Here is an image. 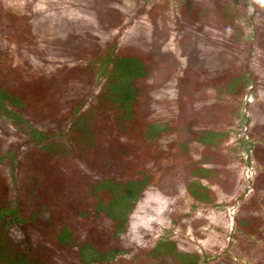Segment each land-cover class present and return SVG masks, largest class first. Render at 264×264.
<instances>
[{"label": "rangeland", "instance_id": "obj_1", "mask_svg": "<svg viewBox=\"0 0 264 264\" xmlns=\"http://www.w3.org/2000/svg\"><path fill=\"white\" fill-rule=\"evenodd\" d=\"M0 1L3 9L11 10L4 11L6 26L0 32L1 77L4 82L12 90L39 91L41 97L47 98L58 67H70L74 62L80 61V66L89 67V63H92L93 72L88 84L90 93L87 92L83 108L88 106L106 80V75L99 69L101 62L98 55L89 59V56L77 59L71 53L59 54L58 48H53L48 40H39L37 43L41 42L43 45L31 49L29 46L21 47L10 33V23L17 14L16 10L20 12L31 6L33 0ZM94 1L97 3V0ZM105 1L99 0V5H107L98 7L97 12L105 17L110 5L118 8L121 12L118 23L103 33L93 31L90 38L85 34L80 35L93 42L95 48L100 45L98 51L105 52L108 45L113 46L129 34H135L138 22L147 26L150 32L153 17L158 19L160 30L165 31L164 35L159 33L154 38L157 41L164 38L163 51H168V56L174 57L178 62L177 76H183L182 73L188 66L189 54L196 50L194 47L201 50V53L208 49L221 55L228 54L236 58L233 59L236 66L245 70L242 96L235 100L237 106L233 115L223 105V101L209 107L200 106L202 109L199 110L191 109L187 114L183 112L190 108L179 107L178 101L165 92L164 87L153 91L152 99L146 103L149 110L147 121L167 124L169 129L164 135L150 140L143 139L139 130L132 131L133 134L127 137L120 136L128 154H141L145 162L150 159L153 162L157 158L158 162L156 167L147 170L154 174L151 188L136 193L129 203H117L114 210L123 228L116 235L111 232L112 221L105 219L102 211L89 204V195L94 189L90 175L95 172L86 163H81L80 156L75 157L70 153L67 156L65 151H60L58 145H50L52 149L56 146L57 156L64 163L81 168L83 174H76L71 167L60 166L53 158H42L43 154H40L39 148L50 142L54 144L55 141L64 140L67 136L66 131L73 119H60L61 105L57 106L58 112H53L54 108L48 110L49 106L42 103L38 108H43L39 110H44V117L56 116L41 121L34 118L36 109L21 110L2 106L0 140L3 147L0 152V168L12 191L15 190L26 204L31 217L29 225L32 234L38 237L54 235L60 229L67 228L75 240L96 248H116L118 251L114 252L108 264H164V258L170 259L181 252L194 250L201 254L198 264H264V189L256 192L253 202L255 213L261 219L262 235L244 232L237 221V218L245 215L244 204L255 192L256 176L264 172V163H260L254 153L258 147H264V0H108L104 3ZM41 2L42 0H36L35 5L39 6ZM96 3L92 5L95 6ZM86 16L83 13V17ZM177 26L187 28L191 38L196 40V46L192 42L185 47L189 52L182 51L179 42L173 41ZM82 45L85 46L84 43ZM100 56L105 58V54ZM14 57V66L5 65L4 69L5 60L8 62ZM161 64L163 65L158 69L160 77H168V73L176 69L174 61L166 65L163 60ZM211 73L206 72L207 75L202 77H209ZM189 80L191 88H195L193 85L199 86L201 82L208 84L198 76ZM75 81L77 83V80H67V87L64 86L60 96L67 95L73 84H76ZM208 94L212 97L214 91ZM195 101L196 105L204 104L202 100ZM186 106H190V103ZM9 112L14 115L19 113L21 118H14ZM195 113L203 114L209 123L199 122L193 115ZM191 119V129L211 127L213 119H216L219 122L216 127L224 132L221 141L222 149L227 155L225 165L215 177L201 180L212 192V202L207 204L195 200L185 189L188 181L187 166L203 158V146L192 139L194 134L186 130ZM183 142L186 147H183ZM27 150L33 151L36 158H24ZM104 150L105 146L102 145L100 154L104 156L98 163L105 159L107 164L112 163L116 151ZM123 162L130 163L119 159L117 167L123 169ZM50 168L62 170L69 178V181L62 179L59 187L69 192L70 200L74 199L73 194L76 192L80 197L79 206L90 207V211L76 213L83 215L86 220L97 222L93 230L83 231L75 225L64 223L42 227L52 221L51 216L63 218L66 213L63 210L66 201L59 191L46 190L53 178ZM165 169H169L168 174L164 173ZM54 173L57 175V170ZM92 205L95 206L96 203ZM45 212L49 216H43ZM75 216L82 219L76 214ZM128 221H133V224L129 225ZM134 225L138 229H134ZM8 230L19 239L24 237L19 224L11 225ZM133 235L141 241V248L136 251L129 245L135 240ZM124 236L130 241H124Z\"/></svg>", "mask_w": 264, "mask_h": 264}, {"label": "trees", "instance_id": "obj_2", "mask_svg": "<svg viewBox=\"0 0 264 264\" xmlns=\"http://www.w3.org/2000/svg\"><path fill=\"white\" fill-rule=\"evenodd\" d=\"M35 1L33 0L30 3L31 6L25 7L20 12L16 10L17 14L10 23V33L13 39L21 47L29 46V49L43 45L41 42L37 43L39 40H48L52 43L53 48H58L59 54L71 53L77 59L78 57L84 59L88 56L89 59L98 55L97 58L101 62L99 69L101 68L100 70L106 75V80L89 105L83 108L87 92L90 93L88 84L93 72L92 63H89V67L80 66L82 65L81 61L74 62L70 67H58L47 98L41 97L39 91L12 90L1 77L3 71L2 64H0V108L7 105L13 109H36L34 118L41 121L56 116L54 114L52 117H44V112H42L44 110H39L43 108H38L43 105L42 103L49 106L48 110L54 108L53 112H58L57 106L61 105L60 119H73L66 131L67 136L64 140L55 141L54 144L50 142L43 148H39L40 154H43L42 158H53L60 166L67 164L57 156L56 146H53L52 149L50 145H58L60 151H65L67 156H70L69 153L75 157L80 156L81 163H86L95 172L90 175L94 189L90 192L89 204L96 210L102 211L105 219L112 221L111 232L116 235V232L123 228V224L114 210L117 203H129L136 193L145 192L151 188L154 174L147 170L156 167L158 162L157 158L153 162L151 159L145 162L141 154H128L124 150L125 147L120 136L127 137L133 134L132 131L139 130V135L143 139L150 140L164 135L169 129L167 124L147 121L149 110L146 103L152 99L153 91L164 87L165 92L167 91L178 101L179 107L190 108L183 113L188 114L189 111L199 110L223 101V105L233 115L237 106L235 100L242 96L245 70L236 66L234 56L221 55L208 49L201 53V50L198 51L194 47L196 50L189 54L188 66L182 73L185 77L183 79V76L176 75V70L179 69L178 62L174 57L168 56V51L162 49L164 38L161 37V40L158 39L159 41L154 38L159 33L165 34V31L158 27L159 24L157 25L158 19L151 18L153 27L150 28V32L147 26L138 22L135 34H129L127 38L113 46H104L105 52H103L98 51L100 45L95 48L93 42H89L87 37L90 38L93 31L103 33L115 26L121 15L118 8L115 6L113 8L110 5L108 11L105 12L106 16L102 17L97 12L98 7L107 4L99 5V0L97 3L94 0L91 3L88 0H42L39 6L35 5ZM106 1L108 2V0ZM106 1L104 3H107ZM215 1L220 2L221 0ZM93 3L96 5L93 6ZM5 10L11 11L7 8L3 9L0 1V32L6 26ZM83 13H86L87 16L83 17ZM162 21L164 20L162 19ZM81 34L88 36L83 38L80 36ZM82 38L83 40H81ZM173 38L174 42H179L182 51H188L185 49L188 43L193 42L196 46V40L191 38L190 31L182 26H177ZM83 43L84 47H82ZM104 54L105 58L100 56ZM15 58L8 62L5 60L4 69L6 66L13 67ZM163 60L166 65H170L172 61L175 62L176 69L168 73L170 75L168 77L159 76L158 69L163 65L161 64ZM206 72L212 73L208 75L209 77H202ZM194 76L202 78L208 84L201 82L199 86L193 85L195 88H191L188 82ZM73 79L77 80V83L75 81L76 84H73L67 95L60 96L64 86L67 87L66 81L72 80L73 82ZM212 91H214V95L210 97L208 93ZM197 99L202 100L204 104L196 105L197 101L195 100ZM187 103H190V106H186ZM5 112L8 111L5 110ZM9 114L14 118H21L19 113L14 115L9 112ZM193 115L200 120L199 122L209 123L203 114L195 113ZM212 122L211 127L202 126L191 129L193 124L191 119L186 125V130L194 134L192 139L203 146V158L199 162L191 163L187 168L185 167L188 175L186 176L188 181L185 189L195 200L206 204L212 202L213 196H211L210 188L201 180L215 177L224 167L227 156L222 149L221 138L224 132L216 127L219 123L216 119H213ZM220 124L222 123L220 122ZM184 144L183 142V147H186ZM102 145L105 146L104 152L116 151L114 160L110 164H107V159L98 163L99 159L104 156L100 154ZM2 147L3 143L0 140V152ZM254 153L256 159L260 163H264V147H258ZM23 157L27 160L36 158L34 152L30 150H27ZM119 159L120 161H130V163L123 162V169H121L117 167ZM71 168L76 174L84 172L81 168ZM56 170L57 175L54 173ZM168 171L169 169H165L164 173L168 174ZM50 172L53 178L49 181L46 190L59 191L66 201L63 207L66 213L63 218L51 216L52 221L42 227L64 223L75 225L77 229L82 228L83 231L93 230L94 225L98 223L86 220L83 215L79 216L80 214L76 213L77 211H90V207L79 206L80 197L74 190L71 191L74 192V199L70 200L69 192L65 189L61 190L59 187L62 179L69 181L65 172L57 168H50ZM5 176L0 168V264H108L114 252L118 251L116 248H96L88 243L75 240L67 228L60 229L54 235L34 236L29 225L31 217L27 212L26 204L21 201L15 190L12 191L13 189L10 188ZM74 185L76 186L75 183ZM14 188H16L15 185ZM254 188L255 192L244 204L245 215L237 218V221L238 226L244 232L262 235L260 232L261 219L255 213L253 202L256 192L264 189V172L256 176ZM92 203L94 205L96 203V205L93 206ZM146 205L149 206L150 203ZM47 213L45 212L43 216L48 215ZM73 213L82 219H77ZM128 223L132 225L133 221H128ZM13 224H19L23 229L24 237L22 239L17 238L11 230H8ZM127 229L129 230V228ZM134 229H138L137 225H134ZM104 231L106 232L105 229ZM133 237H135L134 242L131 241L128 244L135 249L133 251H136L141 248V241L135 235ZM122 239L130 241L125 236ZM121 250L122 248L119 249V251ZM118 254L122 256L121 253ZM200 256L201 254L196 250L184 251L170 259L164 258L163 263L198 264Z\"/></svg>", "mask_w": 264, "mask_h": 264}]
</instances>
